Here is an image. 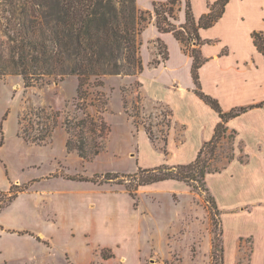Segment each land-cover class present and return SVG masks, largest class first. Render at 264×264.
Returning <instances> with one entry per match:
<instances>
[{
  "label": "rangeland",
  "instance_id": "obj_1",
  "mask_svg": "<svg viewBox=\"0 0 264 264\" xmlns=\"http://www.w3.org/2000/svg\"><path fill=\"white\" fill-rule=\"evenodd\" d=\"M176 16L179 17V11ZM142 40V59L149 61L153 68L162 54L155 40ZM162 52L165 53L164 47ZM102 80L101 99L92 95L88 110L93 115L100 114L111 133L104 152L86 161L66 147L69 138L66 121L77 122L83 117L77 107V76L33 88H26L20 76L0 78V143H4L0 159L5 161L3 169L5 164L8 166L5 169V174L7 170L9 172L7 180L18 179L26 183L43 176L49 179L37 182L25 200H35L34 203L40 205L31 203L28 225L36 232L44 233L53 244L41 237L44 245H28L24 254L26 264H226L222 225L225 211H221L218 204V189L219 173L234 160L229 162L230 140L223 139L214 151L210 146L203 152L200 160L205 161L212 172L206 175L205 183L167 180L138 186L134 176L141 169L189 165L196 161L200 152L191 163L171 162L180 157L178 154L171 157L175 150L173 146L169 149L172 111L165 103L152 101L156 91L148 79L144 89L140 75L105 76ZM175 105H179L177 112L187 115L179 102ZM40 109L46 114L38 118L35 113ZM57 113L59 116L55 117ZM203 121L207 125L210 118L201 115L192 126L191 137L185 136L189 139L186 157H190L196 138L202 137L200 123ZM56 122L47 145L31 144L19 136L21 123L30 130L35 126L38 131L31 132L38 135L40 132L45 134L46 127L51 128ZM146 128L152 130L154 141L147 135ZM177 128L182 135L185 126ZM220 168V172H214ZM108 173L119 174L120 178L102 185L82 181L95 179L99 182L105 180ZM0 174V186L4 187V174ZM16 186L24 189L23 193L29 192V186L25 184ZM127 186L135 193L134 198ZM49 191L58 192L53 196ZM79 191H93V194L81 196ZM70 192L77 194L74 203L62 200L72 197ZM5 195L0 193V211L5 209L8 199ZM56 197L60 200L55 201ZM22 205L23 202L17 210ZM55 214L60 219L58 223L50 221L56 219ZM10 215L6 213L3 217L7 220ZM216 244L219 251L214 248ZM251 247L250 239L238 243L241 255L237 264H249Z\"/></svg>",
  "mask_w": 264,
  "mask_h": 264
},
{
  "label": "crops",
  "instance_id": "obj_2",
  "mask_svg": "<svg viewBox=\"0 0 264 264\" xmlns=\"http://www.w3.org/2000/svg\"><path fill=\"white\" fill-rule=\"evenodd\" d=\"M166 1L168 0H138V6L141 10L153 12L155 2ZM218 1L220 0H190L195 20L198 22L210 11V5ZM181 5L178 21L175 23L179 27L186 23V0H182ZM153 20L141 37L147 41L160 39L168 47L169 59L153 68L149 66V61H143V71L138 75L143 89L147 79L155 89L152 101L165 103L172 111L170 116L173 128L169 149L173 146L175 150L171 157L175 158L177 154L180 157L178 161H170L174 164L191 163L202 147L213 139L221 118L195 92L193 57L184 51L183 45L173 33L160 32L155 17ZM256 32L264 33V0H229L218 22L210 28L199 30V35L204 41L199 49L202 57L207 60L199 69L202 92L216 99L224 112L249 107L247 112L230 119L226 124L228 137L234 135V160L219 173L218 189V204L220 210L225 211L222 214V225L226 264L238 263L241 253L237 245L246 239H250L252 245L249 264H264V54L255 45L253 35ZM162 96H165L168 102L162 100ZM175 102L182 105L187 115L182 116L177 112L179 105H175ZM201 115L210 118V123H200L202 137L196 138L190 157H186L189 139H185V136L191 137L192 126L196 125ZM178 126H185L182 135L178 132ZM228 137L224 140H229ZM0 161V172H3L5 179L4 187L0 186V193H8L17 184L29 186V192H22L0 211V264L15 261L26 264L27 256L24 254L28 245H44L41 237L53 244L44 233L36 232L28 225V215L32 214L33 207L31 203L35 200H25V196L34 191L37 182L49 179L43 176L26 183L18 179L8 181V170L5 174L8 166L5 164L3 169L5 161ZM57 192L49 191L53 196L57 195ZM70 193L72 197L62 200L68 203L76 202L74 196L77 194ZM89 194L92 195L93 191L78 192L81 196ZM59 200L58 197L55 198V201ZM22 202L23 207L17 210L16 207ZM34 204L40 206L39 202ZM22 208L26 210L22 211ZM6 213L11 214L7 220L3 217ZM54 217L56 219L50 221L58 223V214ZM45 246L52 249L49 245Z\"/></svg>",
  "mask_w": 264,
  "mask_h": 264
},
{
  "label": "trees",
  "instance_id": "obj_3",
  "mask_svg": "<svg viewBox=\"0 0 264 264\" xmlns=\"http://www.w3.org/2000/svg\"><path fill=\"white\" fill-rule=\"evenodd\" d=\"M228 1L211 4L210 11L197 22L191 2L186 0V23L178 27L176 12L180 11L182 0L155 2L153 12L141 10L138 0H0V78L20 76L26 88H33L77 76V107L83 117L77 122L66 121L69 134L66 147L70 152H77L81 159L91 161L106 149L111 129L100 114L89 112L90 97L96 94L101 99L99 88L103 86L105 76L133 77L142 73L141 36L155 17L159 31L173 33L184 51L193 57L195 92L219 114L221 122L213 139L204 145L194 163L174 168L141 169L134 177L138 179V186L167 180L205 183L206 175L212 172L207 163L200 160L203 152L210 146L214 151L228 137L227 122L249 110L248 107L224 112L216 99L202 92L199 80V69L207 61L199 49L204 43L199 30L214 26L223 16ZM253 37L255 45L264 54V33L256 32ZM156 43L162 58L156 60L154 66L169 59L168 47L160 39ZM194 45L197 48H192ZM35 114L41 118L46 111L40 109ZM58 116L57 113L55 117ZM21 125L19 136L22 139L43 146L52 139L57 122L51 128L47 126L45 134L40 132L38 135L31 132L38 131L35 126L30 130L26 124ZM146 132L154 141L152 130L146 128ZM228 138L232 143L231 162L234 159V135ZM2 146L1 142L0 148ZM220 171L221 168L214 172ZM104 177L105 180L99 182L95 179L82 181L102 185L120 178L119 174L112 173ZM127 190L134 198L130 186ZM23 191L14 185L6 193L9 196L1 193L8 197L4 206L10 205ZM214 248L219 251L217 244ZM223 249L221 247L220 251Z\"/></svg>",
  "mask_w": 264,
  "mask_h": 264
}]
</instances>
